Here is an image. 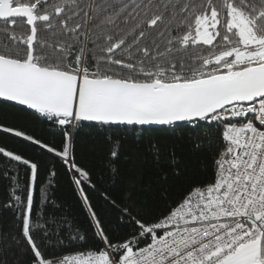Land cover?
<instances>
[{
	"label": "snow or ice",
	"instance_id": "6c2138e0",
	"mask_svg": "<svg viewBox=\"0 0 264 264\" xmlns=\"http://www.w3.org/2000/svg\"><path fill=\"white\" fill-rule=\"evenodd\" d=\"M0 102L60 135L57 145L3 128L53 160L45 182L38 163L0 147L26 176L22 186L19 168L5 170L0 207L27 264H264V0H0ZM83 127L107 147L96 182L110 222L85 192L99 189L75 154ZM154 133L187 136L212 164L179 199L161 188L159 208L122 179V163L149 157L158 183L185 175ZM57 164L91 231L47 213Z\"/></svg>",
	"mask_w": 264,
	"mask_h": 264
},
{
	"label": "trees",
	"instance_id": "16d2710c",
	"mask_svg": "<svg viewBox=\"0 0 264 264\" xmlns=\"http://www.w3.org/2000/svg\"><path fill=\"white\" fill-rule=\"evenodd\" d=\"M5 127L14 131H22L42 142L57 145L60 142L58 129L43 117H40L39 114L21 111L20 106L0 102V147L38 163L40 165V178L47 182L48 177L46 174L53 164L49 154L39 149L38 146L31 144V142L23 140L22 137H16L13 132H4L3 128ZM196 134V131L193 130V138ZM152 135L153 138L159 139L162 145L175 148L177 155L181 158L182 165L186 168L185 175L179 179L170 176L167 185L158 183V174L153 168L149 157L147 161L134 158L130 164L122 163V179L125 181L129 178L134 179L138 195L159 208L162 205L159 197L161 188L168 187L170 196L173 199H179L190 183H202L211 175V151L207 149L194 151L192 140L188 139L187 136L183 140H177L163 133ZM135 139H138L136 134L129 136L128 146L134 148ZM146 142L147 137H145ZM106 152V145L93 129L88 127L78 129L75 140V154L80 164L92 173L94 182H96L97 174L101 172ZM18 168L20 169V183L23 186L26 182L23 166L0 155V205L8 200L10 191L8 180L2 178L3 173L5 170L16 173ZM55 171L58 175L49 188V202L46 204L47 213L66 218L71 226H78L81 230L91 231L86 211L83 208L80 196L73 190L74 186L70 182L69 174L59 164L56 165ZM96 183L99 189L96 194H93L87 185H85V192L89 195L92 205L105 222L113 221L116 210L106 205L101 199L103 187L106 185ZM149 185H151L149 190H143ZM119 191L120 188L118 187L117 192ZM53 204L57 206L54 207ZM14 234L15 217L13 212L0 207V264H27V257L19 251L11 239ZM90 244L95 247V243L91 240Z\"/></svg>",
	"mask_w": 264,
	"mask_h": 264
}]
</instances>
